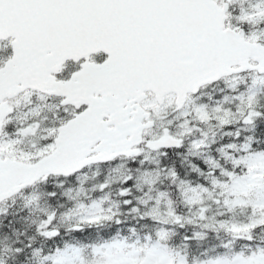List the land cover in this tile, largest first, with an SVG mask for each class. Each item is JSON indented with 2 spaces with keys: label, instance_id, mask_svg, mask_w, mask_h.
<instances>
[{
  "label": "snow or ice",
  "instance_id": "obj_1",
  "mask_svg": "<svg viewBox=\"0 0 264 264\" xmlns=\"http://www.w3.org/2000/svg\"><path fill=\"white\" fill-rule=\"evenodd\" d=\"M0 264H264V0H0Z\"/></svg>",
  "mask_w": 264,
  "mask_h": 264
}]
</instances>
